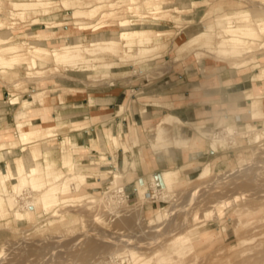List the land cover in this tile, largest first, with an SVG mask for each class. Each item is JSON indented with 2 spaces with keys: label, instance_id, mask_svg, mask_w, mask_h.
<instances>
[{
  "label": "bare ground",
  "instance_id": "1",
  "mask_svg": "<svg viewBox=\"0 0 264 264\" xmlns=\"http://www.w3.org/2000/svg\"><path fill=\"white\" fill-rule=\"evenodd\" d=\"M253 1L256 2L255 0H245V3L237 6H239L238 8L241 5L247 7L249 2ZM5 2L9 5V7H4L5 15L11 20L9 22L4 18H0V71L2 75L7 73L9 68L17 66L27 68L29 76L42 75L45 71L40 68L41 62L38 58L41 60L46 57L52 58L55 62L69 65L67 74L52 77L55 79V84L49 88L40 89L42 85H39L36 91H31L21 97L12 95L11 102L20 104V108L14 110L18 121L15 128H5L2 125V122L8 118V116L1 113L7 102L0 100V140L15 138L18 142L30 143L37 139L47 138V141L44 142L45 145H52L59 137L67 142L69 131L74 126L55 121L51 122L53 119L52 112L56 107L53 96L59 97L58 102L61 105L67 100V96L64 95L66 86L61 83H71L73 85L83 82L97 83V85H105V87L114 89L127 82H133L135 81L133 78L139 77L138 72L122 68L125 58H133L132 63L135 66L155 65L153 71L139 74L143 77L144 83H147V89L144 88L143 91L136 92L139 105V121L134 118L129 127L122 126L125 134L124 139L114 134H110L109 137L113 152L117 153L118 147L121 145L125 151H129L131 145L135 147V156L129 162L124 163L123 167H119L117 160L113 157L108 163L111 167L102 169L100 165H92L89 162V156L84 158L85 153H73L72 151L69 152L68 162L60 165V151L66 150L65 143L58 150L42 151L36 149L34 154L27 156L26 165H16L17 180L13 182L12 189L0 185V206L2 201L6 200L9 206L14 207L18 203L17 196L24 192L22 188L25 186H30L35 192L29 199L27 198L23 211L14 208L13 216L15 219L19 221L34 219L35 216L41 214V209L48 212L53 207L52 200L57 193V197L62 199L82 197L85 194L89 196V202H93L97 197L91 192H85V189L102 184L109 178L113 179V184L116 185L122 180H129L134 175H138V167L143 162L142 157L146 147L139 138L142 131H145L151 139L149 146L152 147L161 167H165L167 162L164 154L169 152L170 149H174L170 143H163L162 141L168 131L174 127L178 130L182 140L181 143L192 153L197 152L202 155L203 150H207L205 144L209 140V151L213 153L210 159L220 157L221 153L227 149H237L243 144H252L264 140V97L261 92V83L255 77L251 91L248 88L244 92L241 91L242 93L239 96L248 102L253 121L263 120V128L260 129L258 124L249 122L246 125V130L240 131L237 126L245 125V123L231 112L226 114L223 119L218 117L212 119V129L203 133L207 137L206 139L202 132L197 129L203 124H197L196 130H192L193 133L189 134L185 130L182 131L181 126H185L187 129L193 128L190 122H185L180 116L181 109L184 107H192L194 111L197 110L199 100L195 97L216 93L219 87L226 85V82H222V78L219 81L217 79L211 80V76L214 77L212 73H215V68L219 66L217 64L211 67L207 64L206 52L216 51L222 57H235L239 56L242 50H251L253 47L250 45L253 43L259 42L260 46L264 47V5L253 9L254 6L250 4L248 6L252 8L250 11L239 14L226 13L215 17L214 20H209L210 17L206 16L203 21L199 22L204 24L196 26V16L200 12V7L205 5V3L198 1L0 0L1 4ZM62 8L70 13L69 17L46 22L50 18L58 17L57 15ZM167 12L173 13L174 18L177 20H186L190 25V28L184 34L186 39L183 41L176 42L177 39L173 41V35L169 32L159 31L155 33L151 24L146 22L149 18L158 21L159 17L164 16ZM189 16L192 17L189 18ZM24 23L26 26H23L29 27V29L14 34L23 29L22 24ZM40 26L43 28L35 30ZM90 32L93 34H90ZM13 37L15 38L12 43L10 41ZM170 44L171 50L168 49ZM119 51L122 52L121 56L117 55ZM172 52L174 53L171 57L172 63L179 66L166 78L175 77L177 73L181 72L179 68L188 67L187 72L190 78L183 90L191 94L189 98H185L182 92H175L174 95L164 98L151 95L158 91L160 85L158 78L163 76L159 71L161 64H156V62L165 54ZM27 55L31 57L27 58ZM259 58L253 60H259ZM217 61L223 62L224 60ZM247 62L249 61L234 62L232 69L235 70V68L245 65ZM259 65L256 63L255 67ZM197 66L199 75L196 77L193 68H197ZM97 71H101L99 75H95L94 72ZM259 75L264 78V66ZM248 78L249 76L246 75L245 79ZM102 91L104 93L106 88H103ZM126 103L127 100L123 105L124 108L127 105ZM119 109L120 111L123 110L122 107H119ZM154 112L160 113L153 116ZM29 113L41 117L44 122L37 125L22 123L23 119L31 117ZM85 125H90V122ZM217 128H221L223 131L219 132L218 130L216 132L215 129L217 130ZM12 153L16 152L13 151ZM39 158L43 159L44 165L42 168L37 164ZM103 159L109 161L110 157L107 158L106 154H103ZM183 171L182 169L163 170L159 176H156L152 184L154 187L167 188L170 192L169 190L180 183ZM211 172L212 164L208 163L200 170L199 177H208ZM228 174L226 175L228 176ZM136 183L134 189L138 193L140 202L147 201L149 190L146 181L137 178ZM117 189L121 193L120 195L125 192L123 187ZM161 193L164 194V190ZM104 194L108 193L105 192ZM166 195L167 192L161 199L166 201ZM106 197L109 198L107 202H111L109 205L107 203L109 210L117 211V207L121 205L119 204L120 201L118 202L117 199V201H114V198L112 199L108 195ZM102 198L104 199V197ZM101 199L99 201H103ZM52 212L53 216L59 213L56 209ZM152 213L153 215L148 218V224L160 223L166 217L168 211L167 208H161L153 210ZM206 225L207 223H204L203 226ZM212 234L199 232L196 236L202 237L203 235ZM123 252H125L124 248L120 247L119 250L109 253V259H115L117 255ZM126 252H129L131 259L138 261L139 256H136V252L130 250ZM134 261L129 262V264H135Z\"/></svg>",
  "mask_w": 264,
  "mask_h": 264
},
{
  "label": "rangeland",
  "instance_id": "2",
  "mask_svg": "<svg viewBox=\"0 0 264 264\" xmlns=\"http://www.w3.org/2000/svg\"><path fill=\"white\" fill-rule=\"evenodd\" d=\"M190 1L205 3L204 6L200 7V12L196 16V26L204 24L199 22L203 21L206 16L210 17L209 20H214L215 17L226 13L239 14L250 11L252 10L248 7L250 4L254 6L253 9L264 5V0H255L256 2H249L247 7L241 5L240 8L237 5L245 3V0ZM59 4L61 5V3ZM4 7H9L7 2L0 3V18L10 22L11 19L5 15ZM57 16L46 22L69 17L70 13L62 8ZM174 17L173 13L167 12L164 16H160L158 21L149 18L146 22L151 24L155 33L159 31L169 32L173 35V41L177 39L176 42H181L186 39L184 34L190 25L186 20L181 21ZM191 17L189 16V18ZM25 26L21 31L14 34L29 29ZM42 28L40 26L35 30ZM90 34L93 33L90 32ZM14 38L10 42L13 43ZM250 46L253 47L251 50H242V53L235 57H222L216 51L206 52L207 64L211 67L217 64L219 66L215 68L216 72L212 73L214 77L211 76V78L219 81V79L230 74L248 75V73H254L256 70L260 72L264 66V47L260 46L259 42ZM168 49H172L171 44ZM121 51L117 53L118 56H121ZM173 55V52L165 54L157 60L156 64H161L159 71L163 74L162 78H158L159 80L171 75L170 73L179 66L172 63L171 57ZM30 57L27 55V58ZM258 57H260L259 60H253ZM251 58L252 60H250ZM42 59L44 60L38 58L41 62L40 68L45 71L42 75L29 76L27 68L23 66L11 67L4 75L0 71V88L2 89L0 100L7 102L1 112L8 116L7 120L2 122L5 128H15L14 125L18 123L15 111L11 112L13 109L9 107L12 95L23 96L24 93H29L28 86L39 88V85H42L40 89L49 88L55 84V79L52 77L68 73L69 64L58 63L47 57ZM221 59L224 61H217ZM132 60L131 57L125 58L122 68L138 72L139 77L133 78L135 80L133 82L120 85L131 86L124 90L127 97L126 104L129 107L136 99V92H140L141 87L147 89V83H144L143 77L139 74L148 73L155 68L154 64L135 66ZM247 60L249 62L245 65L235 68V70L232 69L234 62ZM256 63L260 65L255 67ZM219 68L221 70H218ZM179 69L188 74V67ZM100 72L94 73L99 75ZM262 78L263 76L259 74L255 76V79L261 83V92L264 97V78ZM172 79L175 78L172 77ZM188 81L189 77L187 76ZM61 84L66 86L64 95L67 98H72L80 93L88 96L95 89L105 87V85L85 82L75 85L71 83ZM249 90L251 91V87ZM98 91L103 92L102 89ZM43 92L45 93V91ZM7 93L11 94L10 99H8ZM53 100L57 103L59 97L55 95ZM123 105L124 102H119L117 105L118 112L121 114L127 111V105L125 108ZM119 107H122L123 110L120 111ZM18 108H20V104L17 105ZM214 114L212 115L220 119L226 116L222 111ZM209 119L207 128H197L206 139L207 137L203 133L212 129L213 117ZM54 121L52 119L51 122ZM42 122H44L43 119L37 120L35 123L37 125ZM253 122L258 124L260 129L263 128V120ZM247 124L237 127L240 131H245ZM181 128L182 131L185 130L189 134L192 130H196L194 126L193 129H187L185 126H181ZM218 130L219 132L223 131L221 128L215 129L216 132ZM43 139H37L30 143H21L15 138L0 140V185L2 187L12 189L13 182L17 180L16 165H26L27 156L34 154L36 149L47 151L62 148V146L58 148L49 147L43 150L41 146L45 145L44 142L47 141V138ZM162 142H168L174 148L164 154L167 161L165 167L158 169L154 162L149 163V165L142 163L144 171L139 170V174L134 175L129 180H122L114 185L113 179L109 178L102 184L85 189V192H91L97 197L93 202H89V196L85 194L82 197L62 199L57 197V193L52 200L53 207L48 212L41 209V214L35 216L34 219L19 221L13 216L14 208L23 211L27 198L29 199L35 192L30 186L23 187L24 192L17 196L18 203L14 207L9 206L7 201L3 200L0 206V264H129L135 259H131L129 252H126L128 250L136 252V256H139L138 261H134L135 264H264V140L252 144H243L237 149H227L221 153V157H217L218 159L214 157L215 159L209 158L207 160H202L201 154L192 153L181 143V137L175 127L168 131ZM208 142L209 140L207 144ZM56 143L58 141L53 144ZM96 150L72 152L85 153L84 158L89 156V162L92 165H100L102 169L111 167L108 164L111 160L103 159V154H106L107 158L112 156V158L117 159L118 154L111 149L110 153L107 151L104 153L103 149ZM63 151H60V165H64L69 160L68 155H65V158L61 157ZM97 154L104 161L94 160L97 158ZM146 154L148 158L151 157V151L147 150ZM130 158L122 160L118 166L123 167ZM105 163L107 166H104ZM208 163L212 164L210 176L200 178V170ZM37 164L42 168L43 159L39 158ZM169 169L184 170L180 183L169 190L170 192L167 188L154 187L152 182L156 176H159L163 170ZM137 178L145 180L149 190L148 199L142 201L143 203L140 202L138 193L134 189L135 184L139 182L136 183ZM121 187L125 189L122 195L117 189ZM163 190L164 194L167 192L166 201L169 202L161 199L164 195L161 193ZM105 192L108 194H104ZM107 195L112 199L114 198V201H120L119 204L121 205L117 207V211H111L107 207L111 203L107 202L109 200ZM101 198L103 201H99ZM161 208H167L166 217L158 224H148V218L153 215V210ZM54 209L59 211L55 216L52 215ZM204 223L207 225L203 226ZM199 232L213 234L198 237L196 235ZM120 247H123L125 252L117 255L115 259H109V253L119 250Z\"/></svg>",
  "mask_w": 264,
  "mask_h": 264
},
{
  "label": "crops",
  "instance_id": "3",
  "mask_svg": "<svg viewBox=\"0 0 264 264\" xmlns=\"http://www.w3.org/2000/svg\"><path fill=\"white\" fill-rule=\"evenodd\" d=\"M195 71L194 76H198V69L193 68ZM259 70L254 71V73H248L249 78H246L245 75H235L230 74L229 76H224L222 78V82H226V85H222L216 91V93H210L207 95H199L195 97V99L199 100L198 106L196 107L197 110L194 111L192 107H184L181 109V118L185 122H190L192 128L193 126H198L197 124H203L200 127H208L209 118L215 117L214 113L222 111L224 114L235 113V117L240 118L242 122L249 123V121H253L251 118V113L249 111L248 102L245 101L241 96H239L242 92L246 91L248 88L253 86L254 77L259 74ZM187 76L189 75L186 71H181L175 75V79L173 80L172 77L164 78L160 80L158 91L152 93V96L157 98H164L174 95L175 92L183 93L185 98L191 97V94H188L186 91L183 90V87L187 84ZM190 78V77H189ZM213 78V77H212ZM242 79V80H241ZM213 80V79H211ZM232 80V81H231ZM247 81V82H246ZM241 83V84H240ZM131 87V86H130ZM129 86H118L116 88L110 87H101L99 89H95L94 91L90 92V95L85 96L83 93L76 94L72 98H67L65 103L61 105L59 102L56 103V107L53 111V119L59 123H64L69 126H74L73 129L69 131V138L68 141L65 142L63 138H58V143L52 145H43L42 149L45 150L49 147H56L62 146L64 143L66 145V150L62 152V158H65V155H69L70 151H77V150H96V149H103L104 153L106 151L110 153L111 149V139L109 138L111 135L114 134L119 138L124 139V130L122 126L129 127L134 118L138 119V101L137 96L136 99L133 100L130 107L127 104V111L124 114L118 112L117 105L119 102L125 105V101L127 97L125 96L126 91L124 90L130 88ZM106 88V91L99 92ZM28 89L31 91H36L37 87L28 86ZM143 91L144 89L141 87ZM123 92L120 93V91ZM2 89L0 88V92ZM27 91V90H26ZM221 91V92H220ZM242 91V92H241ZM139 92V91H137ZM28 93V92H27ZM228 93V94H227ZM8 94V93H7ZM6 94V95H7ZM26 94V93H24ZM92 96V97H91ZM21 97V96H20ZM11 98V94H8V99ZM122 98V100H121ZM6 102V101H4ZM18 104H11L9 107L13 109L11 112H14L17 109ZM248 105V106H247ZM209 109V110H207ZM247 110V111H246ZM166 111V110H165ZM160 112H154V115L159 114ZM131 114V115H130ZM214 114V115H212ZM33 114L29 113V118L23 119L22 123L26 125H36L35 122L37 120H42L41 117L33 116ZM96 116V117H95ZM133 116V117H132ZM206 120V121H205ZM87 122H90V125H85ZM85 123V124H84ZM84 124V125H83ZM17 126V123L14 125ZM140 141L146 147L143 153V162L149 165V163H155L158 169H161L160 163L156 158V155L152 149L150 144V139L147 136L145 131L140 132ZM44 140V139H43ZM209 144H207L206 149L202 152V160L209 159L213 153L209 151ZM151 151V157H147L146 151ZM97 151V150H96ZM95 151V152H96ZM135 147H129V151H125L123 146H119L117 150V162L120 164L122 160L129 159V157L135 156ZM221 157V156H220ZM130 158V159H131ZM217 158V157H216ZM219 158V157H218ZM112 156H110V160H112ZM151 159V160H150ZM94 160H102L100 159L99 155L97 154V158ZM99 161V162H100ZM187 162V161H186ZM107 166V163L104 166ZM147 167V166H146ZM141 172L144 171L143 165L140 164L138 167Z\"/></svg>",
  "mask_w": 264,
  "mask_h": 264
}]
</instances>
